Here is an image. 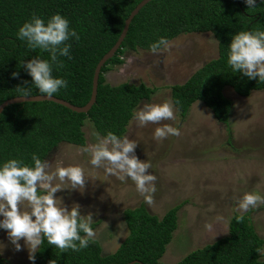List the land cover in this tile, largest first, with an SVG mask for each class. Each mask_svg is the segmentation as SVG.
<instances>
[{
  "label": "trees",
  "instance_id": "obj_1",
  "mask_svg": "<svg viewBox=\"0 0 264 264\" xmlns=\"http://www.w3.org/2000/svg\"><path fill=\"white\" fill-rule=\"evenodd\" d=\"M144 0H0V106L20 97L17 87H31V96H42L23 64L31 59H49V53L30 49L17 38L24 23L33 14L47 21L56 14L69 21L70 29L80 36L72 38L70 56L60 57L62 68L54 66L53 76L67 81L54 96L77 107L86 106L92 95L93 78L101 59L119 40L125 22ZM242 31H264V0L248 9L245 0H154L132 21L127 37L115 57L102 68L96 104L88 114H77L52 103H23L9 106L0 115V167L10 159H21L34 167L32 155L42 161L62 144L84 148L86 121H90L101 137L112 132L123 138L142 101L157 91L145 85L107 82L106 74L124 64L126 51L150 52V45L161 37L170 42L183 34L210 33L218 43V58L205 64L183 85L171 87L172 101L181 118L191 107L203 103L216 120L230 127L233 104L224 95L231 88L241 98L264 92V82L249 80L232 71L228 64L232 37ZM19 72V78L12 73ZM27 81L25 85L23 82ZM176 101H179L177 104ZM174 207L160 219L144 205L124 211L129 235L118 250L104 255L101 244L94 240L79 252L61 253L45 239L35 253L34 264H162L168 246L178 229V212ZM235 215L228 236L187 255L178 264H264L256 249H264L249 215L237 223ZM93 230L98 226L91 225ZM83 236V233H81ZM0 264H7L0 257ZM29 264H33L30 261Z\"/></svg>",
  "mask_w": 264,
  "mask_h": 264
},
{
  "label": "rangeland",
  "instance_id": "obj_2",
  "mask_svg": "<svg viewBox=\"0 0 264 264\" xmlns=\"http://www.w3.org/2000/svg\"><path fill=\"white\" fill-rule=\"evenodd\" d=\"M218 53L212 34H183L171 41V48L159 57L141 49L126 51L122 57L124 64L112 68L106 79L113 86L128 83L157 90L136 111L146 103H173L171 87L185 84L196 71L217 59ZM128 57L134 59L131 65L127 64ZM224 95L233 104L229 129L201 102L195 103L184 119L174 106L176 119L164 122L177 128L182 133L180 137L156 140L153 134L160 125L140 128L135 119L130 123L125 136L138 142L135 155L141 161H149V172L157 177L155 202L151 206L130 178L120 181L107 175L104 168L93 167L91 154L81 152L83 148L62 144L50 155L47 161L54 168L60 163L63 167L84 169L88 180L83 193L71 190L65 183L64 190L55 197L69 210L78 204L81 215L92 214V224L98 225L95 240L101 244L104 255L115 253L128 237L124 220L127 209L144 205L149 213L162 219L172 208L182 206L178 229L162 259V264H178L191 252L228 236L232 218L241 215L238 202L245 193L264 196V92L241 98L226 88ZM84 133L86 147L98 142V132L90 121L85 122ZM23 208L30 211L26 203ZM243 215L250 216L264 240V204ZM19 243L22 250L17 252L6 230L0 229V244L5 246L0 257L7 264L30 263L27 246L23 240Z\"/></svg>",
  "mask_w": 264,
  "mask_h": 264
},
{
  "label": "clouds",
  "instance_id": "obj_3",
  "mask_svg": "<svg viewBox=\"0 0 264 264\" xmlns=\"http://www.w3.org/2000/svg\"><path fill=\"white\" fill-rule=\"evenodd\" d=\"M248 9L256 7V0H245ZM17 38L27 42L30 49H40L49 53V59H31L23 67L32 78L33 85L45 97L51 98L62 88H67V81L53 76L54 66L63 67L60 57L70 56L71 44L68 41L80 36L70 29L69 21L59 14L45 21L33 14L31 21L20 27ZM171 48V42L161 37L150 45V52L159 57L163 51ZM228 64L232 71L242 74L249 80L264 82V31H242L232 37L229 45ZM134 62L127 58V64ZM158 62V61H157ZM19 78V72L12 73ZM25 85L27 81L23 82ZM20 97L31 96V87H17ZM178 104L179 101H176ZM176 109L171 101L162 104L146 103L134 113V119L140 128L149 124L160 125L155 128L153 138L167 139L169 136L180 137L182 133L165 121H174ZM97 143L90 144L81 152L91 154L90 164L95 168H104L105 173L116 176L120 181L130 178L136 185L137 192L149 206L154 204L157 191V177L149 172L152 165L149 161H141L135 155L138 142L129 140L127 136L120 138L112 132L100 137L95 133ZM34 167L27 166L21 159H10L0 167V229L6 230L9 241L17 252L21 251L19 241L23 240L29 250V260L35 262V253L46 239L48 244L56 246L61 253L69 249L79 252L89 247L96 238L92 228L93 216L81 215L80 206H63L55 197L57 192L64 190L67 183L71 190L83 193L87 177L80 166L63 167L60 163L53 167L48 161H42L36 154L32 155ZM62 163V162H61ZM59 183H55V181ZM25 203L29 210H24ZM264 204V196L256 193H245L238 202L237 223L244 220V213ZM210 228V226H209ZM83 233V236L81 235ZM4 245L0 244V255ZM264 256V249H256ZM50 264L56 262L50 261Z\"/></svg>",
  "mask_w": 264,
  "mask_h": 264
},
{
  "label": "water",
  "instance_id": "obj_4",
  "mask_svg": "<svg viewBox=\"0 0 264 264\" xmlns=\"http://www.w3.org/2000/svg\"><path fill=\"white\" fill-rule=\"evenodd\" d=\"M152 1H154V0H144L136 7V9L131 13L129 18L126 20L123 32H122L119 40L115 44V46L101 59V61L97 65L95 73H94V78H93V88H92L91 99L86 106L77 107V106H74V105H72L66 101L57 99L55 97L49 98V97H45L43 95L42 96H36V97H18V98H14V99L8 100L5 103H3L0 106V115H2V113L5 111V109L8 108L9 106H13V105H17V104H23V103H42V102H52V103L61 105V106L65 107V108H67V109H69L72 112H75L77 114H88L91 111V109L93 108V106L96 104V101H97L99 78H100L102 68L106 65V63L108 61L113 59L115 57V55L117 54V52L121 49V46L127 37L130 25H131L132 21L134 20V18L139 14V12L147 4H149ZM135 263L136 262H133L132 264H135Z\"/></svg>",
  "mask_w": 264,
  "mask_h": 264
}]
</instances>
